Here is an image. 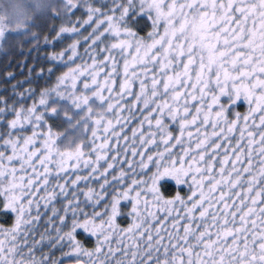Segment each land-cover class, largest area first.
Here are the masks:
<instances>
[{"label": "snow or ice", "instance_id": "1", "mask_svg": "<svg viewBox=\"0 0 264 264\" xmlns=\"http://www.w3.org/2000/svg\"><path fill=\"white\" fill-rule=\"evenodd\" d=\"M0 9V264H264V0Z\"/></svg>", "mask_w": 264, "mask_h": 264}, {"label": "trees", "instance_id": "2", "mask_svg": "<svg viewBox=\"0 0 264 264\" xmlns=\"http://www.w3.org/2000/svg\"><path fill=\"white\" fill-rule=\"evenodd\" d=\"M13 2L18 3L19 0H13ZM4 3L5 5H7L8 0H4ZM0 11H2V9H0ZM26 52L27 46H25V53ZM42 54L43 53H40V55ZM36 56L37 53L35 52L32 53L31 58L27 57L26 54L22 55L18 47L15 49L5 47V49L0 50V88L4 86H10L17 81H23L28 78V69L31 68L34 64H38L42 67H47V65L43 64L42 61H37L36 59H34ZM37 70L39 69L37 68ZM9 71L15 73V79L6 81L4 77L5 74ZM32 75L34 76V73ZM24 87H27V85H24Z\"/></svg>", "mask_w": 264, "mask_h": 264}]
</instances>
